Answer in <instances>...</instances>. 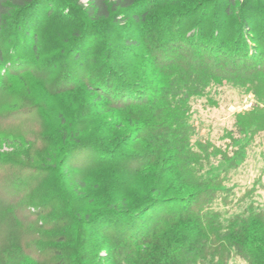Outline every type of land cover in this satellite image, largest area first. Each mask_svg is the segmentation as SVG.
<instances>
[{
    "label": "trees",
    "instance_id": "1",
    "mask_svg": "<svg viewBox=\"0 0 264 264\" xmlns=\"http://www.w3.org/2000/svg\"><path fill=\"white\" fill-rule=\"evenodd\" d=\"M225 86L259 103L218 145L192 107ZM4 124L0 264H264L259 183L234 181L264 137V0H0Z\"/></svg>",
    "mask_w": 264,
    "mask_h": 264
},
{
    "label": "rangeland",
    "instance_id": "2",
    "mask_svg": "<svg viewBox=\"0 0 264 264\" xmlns=\"http://www.w3.org/2000/svg\"><path fill=\"white\" fill-rule=\"evenodd\" d=\"M87 0H83V3L86 4ZM117 34V33H116ZM140 32L137 28H133V30H128L125 33H119V36L125 37V36H140ZM142 35V34H141ZM144 46H142V49ZM133 51L131 52H137V49L135 47L132 48ZM127 53L123 50H120L119 54H126L127 56L130 55V53ZM141 54L143 52H140ZM44 56H46L47 52H43ZM133 54V53H131ZM134 56L136 54H133ZM154 55V54H153ZM155 55L153 56V58ZM33 77V76H28ZM17 87L22 91L23 95L30 96L32 93V89H28V85L25 83V86L21 84V86L17 83ZM215 100L217 101V104H212L209 102V98L203 97L200 99H197L194 101L193 107H192V113H193V123L197 126L198 130L200 131V135L202 138L210 137L214 142H216L218 145L224 144V140L221 139L222 134L224 133V130L226 128H231L233 126V123L235 121V117L237 114L245 111L250 110L254 107V105L258 104L259 101L257 97H255L254 93L252 92H243L240 89L233 88L231 86H225L221 88V91L214 92ZM253 101V106L250 108H246L247 101ZM27 120H25L24 129L26 126V129L28 127L34 128V126L37 125L36 122L33 121L34 114L30 115V117L27 115L25 116ZM20 121V120H19ZM9 122V123H8ZM6 124H11L12 121H8ZM19 123V122H15ZM12 123V124H15ZM24 123V121H23ZM4 124L3 126H0V150L3 153H10L12 155L16 154L15 148L18 147V144L21 141H17L14 139V134L10 133L8 135H3L5 131L8 129V126ZM30 131V130H28ZM9 139V140H8ZM21 144V143H20ZM91 152L86 153L85 160L91 157ZM83 159V158H82ZM85 161H78L75 163L76 165L82 164ZM87 162V161H86ZM5 165L0 164V183L3 177H6L7 174L11 175L12 170L8 169V171L2 167ZM235 175V182H236V192L238 195H241L244 193V191L252 187L253 184H255L258 181V190H257V198H259L260 202H264V137H259L257 141L255 142V145L253 146L250 156L248 160L236 171ZM89 183H92L89 181ZM135 189V188H134ZM22 191V190H21ZM10 189L8 187H5V185H0V194H5V197L10 196ZM33 211L34 208H31ZM26 236V233L24 234V237ZM27 237V236H26ZM71 256V255H70ZM65 258H69L68 255L65 254ZM59 259V258H57ZM108 258H99L95 259L92 262H88V264H110L109 262H105ZM63 261H67L64 259ZM62 261V262H63ZM32 264H36L35 262H32ZM229 264H246V262L240 258V257H234L229 261Z\"/></svg>",
    "mask_w": 264,
    "mask_h": 264
},
{
    "label": "built area",
    "instance_id": "3",
    "mask_svg": "<svg viewBox=\"0 0 264 264\" xmlns=\"http://www.w3.org/2000/svg\"><path fill=\"white\" fill-rule=\"evenodd\" d=\"M252 106H253V101L252 100L247 101L246 108H250Z\"/></svg>",
    "mask_w": 264,
    "mask_h": 264
}]
</instances>
